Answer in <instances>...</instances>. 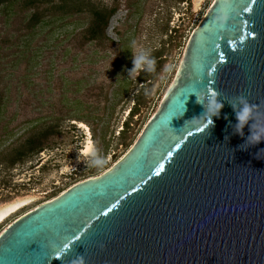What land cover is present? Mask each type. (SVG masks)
<instances>
[{
    "label": "water",
    "instance_id": "obj_1",
    "mask_svg": "<svg viewBox=\"0 0 264 264\" xmlns=\"http://www.w3.org/2000/svg\"><path fill=\"white\" fill-rule=\"evenodd\" d=\"M210 99L222 104L215 115ZM242 101L250 117L238 130ZM81 256L84 264H264V0H214L128 152L0 234V264Z\"/></svg>",
    "mask_w": 264,
    "mask_h": 264
},
{
    "label": "rangeland",
    "instance_id": "obj_2",
    "mask_svg": "<svg viewBox=\"0 0 264 264\" xmlns=\"http://www.w3.org/2000/svg\"><path fill=\"white\" fill-rule=\"evenodd\" d=\"M213 2L8 0L0 5V208L28 200L0 222V234L128 152L157 112L191 34ZM110 11L105 31L97 29L92 39L97 15ZM34 12L39 17L30 21ZM135 48L149 50L155 66L130 77ZM134 104L137 111L130 116ZM88 142L97 150L94 158L83 155ZM94 159L105 162L88 167Z\"/></svg>",
    "mask_w": 264,
    "mask_h": 264
},
{
    "label": "clouds",
    "instance_id": "obj_3",
    "mask_svg": "<svg viewBox=\"0 0 264 264\" xmlns=\"http://www.w3.org/2000/svg\"><path fill=\"white\" fill-rule=\"evenodd\" d=\"M133 45H135V41L132 42ZM149 50H145L143 48H135V55L132 61L133 67L129 70V76L132 77L136 74H138L139 71L141 70H147L149 72L154 70L155 66V60L153 58L149 57L148 54ZM195 94V93H191ZM216 93L214 91L209 92V96L214 97ZM198 99V98H197ZM243 103L242 109L236 113V119H237V129L239 130L240 128L243 127V125L249 120L250 117V107L247 103ZM183 104V103H182ZM184 106V104H183ZM222 107V104L219 102H216L215 99H210L209 100V106H208V112L212 113L215 115L218 110ZM207 123L210 124L212 123L211 117L207 119ZM207 126V125H202V127ZM252 139L255 142H259V137L258 136H253ZM97 154V150L90 145L87 149L84 150L83 155L85 157H95ZM103 159H94L91 163H88V167H92L93 164L97 167H101L104 164ZM67 249V246H62L60 250L55 253V255H63L65 254V250ZM72 264H84L83 257H78L76 260L72 262Z\"/></svg>",
    "mask_w": 264,
    "mask_h": 264
},
{
    "label": "trees",
    "instance_id": "obj_4",
    "mask_svg": "<svg viewBox=\"0 0 264 264\" xmlns=\"http://www.w3.org/2000/svg\"><path fill=\"white\" fill-rule=\"evenodd\" d=\"M6 1H8V0H0V5H2L4 2H6ZM100 14V13H99ZM113 14V11H110V12H108L107 13V16L106 17H102V15L100 14V15H97V20H99L100 22H98V23H96L94 26H91V28H90V32H91V37H92V39H93V37H94V32L97 30V29H99V31H102V32H104L105 31V29H106V27H107V25H108V20H109V17L111 16ZM38 17H39V15H38V13L37 12H34V13H32L31 15H30V21H35L36 19H38ZM98 26H99V28H98ZM136 105L137 104H134V106L133 107H131L130 108V110H129V115L130 116H133L135 113H136V111H137V107H136ZM73 117H75V118H77V119H74V120H80V121H83V120H81L82 118H80V117H77V115H74ZM128 121L127 122H125V125H126V127L128 126Z\"/></svg>",
    "mask_w": 264,
    "mask_h": 264
},
{
    "label": "bare ground",
    "instance_id": "obj_5",
    "mask_svg": "<svg viewBox=\"0 0 264 264\" xmlns=\"http://www.w3.org/2000/svg\"><path fill=\"white\" fill-rule=\"evenodd\" d=\"M194 1H195V4L198 5L203 0H194ZM79 123L84 125V123L81 121ZM90 145H91L90 142H88L85 149H87ZM84 150H83V152H84ZM26 202H28V200H26L25 198H21L19 200L13 201L12 203H9L7 205L2 206L0 208V222L3 221L4 218H6L9 214H11L15 210H17L19 207L26 204Z\"/></svg>",
    "mask_w": 264,
    "mask_h": 264
},
{
    "label": "snow or ice",
    "instance_id": "obj_6",
    "mask_svg": "<svg viewBox=\"0 0 264 264\" xmlns=\"http://www.w3.org/2000/svg\"><path fill=\"white\" fill-rule=\"evenodd\" d=\"M242 10L247 11V7L244 6ZM74 237H75V236H74ZM65 246H67V243H65Z\"/></svg>",
    "mask_w": 264,
    "mask_h": 264
},
{
    "label": "built area",
    "instance_id": "obj_7",
    "mask_svg": "<svg viewBox=\"0 0 264 264\" xmlns=\"http://www.w3.org/2000/svg\"><path fill=\"white\" fill-rule=\"evenodd\" d=\"M54 199V198H53ZM52 200V199H51ZM48 201H50V200H48ZM48 201H46V202H48ZM45 203V202H44ZM43 204V203H42Z\"/></svg>",
    "mask_w": 264,
    "mask_h": 264
}]
</instances>
